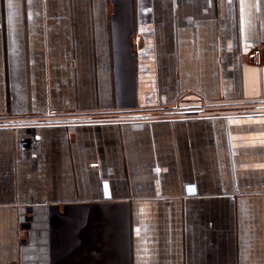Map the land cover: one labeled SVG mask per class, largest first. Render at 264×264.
<instances>
[{"label": "crops", "instance_id": "crops-1", "mask_svg": "<svg viewBox=\"0 0 264 264\" xmlns=\"http://www.w3.org/2000/svg\"><path fill=\"white\" fill-rule=\"evenodd\" d=\"M0 264H264V0H0Z\"/></svg>", "mask_w": 264, "mask_h": 264}, {"label": "rangeland", "instance_id": "rangeland-1", "mask_svg": "<svg viewBox=\"0 0 264 264\" xmlns=\"http://www.w3.org/2000/svg\"><path fill=\"white\" fill-rule=\"evenodd\" d=\"M185 102H187V100L186 99H183V98H179V99H177V101H175L174 103H172L173 104V106H176L177 104L179 105V104H185ZM66 113H63V114H61V115H65Z\"/></svg>", "mask_w": 264, "mask_h": 264}]
</instances>
